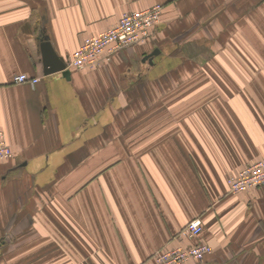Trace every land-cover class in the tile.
Wrapping results in <instances>:
<instances>
[{
  "label": "crops",
  "instance_id": "crops-1",
  "mask_svg": "<svg viewBox=\"0 0 264 264\" xmlns=\"http://www.w3.org/2000/svg\"><path fill=\"white\" fill-rule=\"evenodd\" d=\"M156 5L150 42L44 75V34L68 59ZM0 132V264H154L199 242L204 264H264V187L227 183L264 158V0H0Z\"/></svg>",
  "mask_w": 264,
  "mask_h": 264
},
{
  "label": "built area",
  "instance_id": "built-area-1",
  "mask_svg": "<svg viewBox=\"0 0 264 264\" xmlns=\"http://www.w3.org/2000/svg\"><path fill=\"white\" fill-rule=\"evenodd\" d=\"M162 6L156 5L142 11L125 13L117 26L106 29L97 35L85 39L81 47L67 60L69 70L88 71L99 68L103 64L113 62L121 52L146 44L151 41L154 30L161 22ZM40 79H31L26 74L15 77L16 84L30 83L36 85ZM6 135L0 132V161L14 159ZM230 193L243 194L264 187V158L246 165L236 175L228 178ZM204 232L200 219L191 221L182 231V239L195 240ZM213 248L205 243L185 248L169 247L156 254L154 264H186L197 262L204 264L206 258L213 254Z\"/></svg>",
  "mask_w": 264,
  "mask_h": 264
},
{
  "label": "water",
  "instance_id": "water-1",
  "mask_svg": "<svg viewBox=\"0 0 264 264\" xmlns=\"http://www.w3.org/2000/svg\"><path fill=\"white\" fill-rule=\"evenodd\" d=\"M40 51L42 56V63L44 69V75L50 76L61 73L65 77L70 76V70L67 68V60L60 57L55 51L49 36L44 34L41 39ZM161 51L159 49L154 50L151 54L144 57L143 62H148L149 65L153 66L155 57L159 56Z\"/></svg>",
  "mask_w": 264,
  "mask_h": 264
},
{
  "label": "rangeland",
  "instance_id": "rangeland-1",
  "mask_svg": "<svg viewBox=\"0 0 264 264\" xmlns=\"http://www.w3.org/2000/svg\"><path fill=\"white\" fill-rule=\"evenodd\" d=\"M150 67L153 68L152 71H156V69H157V67L154 66V65H153V66H150ZM189 223H190V222H189ZM189 223H188V224H189ZM188 224H187V225H188ZM187 225H186V226H187ZM186 226H185V227H186ZM185 227H184V228H185ZM184 228H183V229H184ZM183 229L181 230L180 234L182 233ZM179 237H180V235H179ZM199 238H201V236H200ZM180 239H182V237H180ZM196 239L199 240L198 238H196ZM196 239H195V240L182 239V240H187V241L192 242V241H196ZM200 243H202V242H199V243H197V244H195V245H198V244H200ZM195 245H193V246H195ZM178 247H179V246H178ZM190 247H192V246L185 247V248H190ZM210 256H212V255H210ZM210 256H209V257H210ZM209 257L206 258V261H207V259H208ZM206 261H205V262H206ZM205 262H204V263H205ZM154 263H155V260H154ZM195 263H197V262H195Z\"/></svg>",
  "mask_w": 264,
  "mask_h": 264
}]
</instances>
